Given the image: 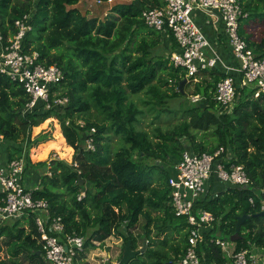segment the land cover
I'll return each instance as SVG.
<instances>
[{
    "label": "trees",
    "instance_id": "obj_1",
    "mask_svg": "<svg viewBox=\"0 0 264 264\" xmlns=\"http://www.w3.org/2000/svg\"><path fill=\"white\" fill-rule=\"evenodd\" d=\"M79 1L0 0L2 33L8 29L14 33L13 21L30 13L33 27L24 38V49L37 51L40 61L57 64L64 72L53 90H61L68 102L44 109L40 101L24 112L28 95L20 84L0 74L3 158L23 156L25 175L31 172V179H35L31 176L35 167L46 169L33 196L48 201L51 216L62 217L64 233L59 239L67 233L81 235L85 248L78 257L83 258L116 236L121 240L120 264H177L188 230L186 219L176 215L169 203L170 172L165 165L176 163L184 150L200 154L223 147L234 163L243 166L250 183L238 186L212 176L208 193L196 200V210H207L214 217L197 246L201 264H228L210 238L216 233L232 235L237 217L244 213L250 217L240 226L235 248L252 250L264 245V215L252 216L264 204V94L252 98L251 89L237 88L233 108L221 110L214 95L217 82L226 74L218 68L203 70L196 81L187 77L185 82H193L190 95L199 94L201 99L193 106H182L177 124L165 131L158 128L151 136L138 127L145 111L130 96L145 95L141 102L159 116L169 111L163 106L168 99L189 95L177 90L186 73L169 62L176 48L173 34L149 27L141 17L143 9L160 6L161 1L116 3L115 15L105 20L82 12ZM242 6L247 16L240 20L239 33L258 57H264V38L252 41L243 27L264 21V0H242ZM164 39L166 56L158 52ZM170 82L173 87L167 89ZM48 118L57 119L61 130V134L56 130L57 138L73 149L72 162L31 161L30 149L52 139L51 131L32 137V128ZM81 119L83 126L77 124ZM90 127L95 128L94 150L84 146ZM51 145L41 144L35 152L40 150L39 156L44 157ZM30 181L25 180L27 186H35ZM81 192L84 196L78 200ZM33 216L21 217L26 226L21 219L0 222V252L5 251L0 264L46 263ZM140 220L144 221L141 232L135 234ZM152 233L153 246L142 251L143 241Z\"/></svg>",
    "mask_w": 264,
    "mask_h": 264
},
{
    "label": "built area",
    "instance_id": "obj_2",
    "mask_svg": "<svg viewBox=\"0 0 264 264\" xmlns=\"http://www.w3.org/2000/svg\"><path fill=\"white\" fill-rule=\"evenodd\" d=\"M114 1L97 0V3L108 4ZM160 1V6L143 9L141 17L149 27L173 34L176 48L169 54V62L184 71L186 78L192 77L196 81L199 72L215 68L226 74L217 82L214 95L221 110L229 111L233 108L239 95L237 88L252 85V98L264 94V57H258L239 33L240 20L247 16L243 12L242 0ZM201 15L212 22L216 34L214 38L219 44H224V52L217 41H211L209 35H206L203 23L198 20ZM31 17L30 13H24L15 19L14 33L8 29L7 34H3L0 29V74L20 84L28 95L29 100L23 112L32 111L40 101L44 109L68 102L61 90H53V86L64 79L62 68L57 64H45L40 61L37 51L24 49V38L33 27ZM199 99V94L190 97L192 102ZM77 124L83 126L84 122L78 120ZM93 133L95 128L90 127L84 140V146L90 150H94ZM3 141L0 135V222L21 219L33 213L38 242L46 261L50 264H73L85 248V239L75 233H67L64 239H59L58 235L64 233L62 217L51 216L48 201L33 196L38 186L29 187L25 183L24 157L9 161L3 158ZM73 165L76 166V163L73 162ZM169 169V203L176 215L186 219L188 230L187 241L177 264H201L197 246L203 239V231L211 227L214 217L207 210H196V200L208 193L212 176L219 182L238 186H247L250 179L243 166L234 163L230 151H225L223 147L212 153L200 154L184 150L181 158ZM82 196L83 192L77 199L80 200ZM249 201L252 203L253 199L249 198ZM210 240L220 247L228 264H264V245L252 250H237L235 242L217 233ZM110 264L120 263L114 260Z\"/></svg>",
    "mask_w": 264,
    "mask_h": 264
},
{
    "label": "rangeland",
    "instance_id": "obj_3",
    "mask_svg": "<svg viewBox=\"0 0 264 264\" xmlns=\"http://www.w3.org/2000/svg\"><path fill=\"white\" fill-rule=\"evenodd\" d=\"M128 1L129 0H115L113 3L98 4L97 0H80L77 6L82 12L87 13L88 16H97L99 19L105 20L110 15H115L113 8L116 3L128 2ZM243 27L245 29L246 35L252 41L258 42L264 38V21L255 20V21L249 22L248 24H244ZM205 33L206 35H208V31L206 27H205ZM164 41L165 39L161 42L158 52L161 55L166 56L168 55V44H166V42ZM200 73L201 72L198 73L197 78H199ZM172 82H170L167 85V89L173 87ZM193 85H194L193 82H190L188 84L185 83L183 85V90L189 95H187L184 98L174 97V98L168 99L163 104V106L169 111L168 112L163 111L159 116H156L152 112L147 111V107L140 100L142 98H146L145 95L138 94L136 96L135 95L130 96V98L133 99L138 104V106L145 111L143 118L141 122L139 123L138 127L140 129L147 131L151 136H153L158 128L165 131L171 128L173 125L177 124L182 119V114L180 112V110L182 109V106L183 107L193 106V102L190 100V97H191L190 93L193 90ZM251 88H252V85H247L245 89H247V92H249ZM45 121H46L45 126H42L41 124ZM45 121H43L40 125H38L37 128H34V127L32 128V137L35 136L40 131H44V132L51 131L52 139L45 143H40L39 145L47 144L48 142H51L52 145L44 157L39 156L40 150H37L35 152L36 148L39 145L31 148L29 151L30 153L29 157L31 161L32 162H38V161H44V160L50 161V159L56 158V159H64L69 163L72 162L73 161L72 159H74L73 149L72 148L68 149L65 140L63 142L60 141L61 137L57 138L56 132L58 131L61 134L60 126L58 124L57 119L48 118ZM113 140H115V138H113ZM34 155H36L37 157H33ZM165 167H166V171L170 170L169 169L170 165L166 164ZM34 169L38 171L37 175L34 174L33 178L35 179H39L42 172L46 170L43 166H37ZM30 174L31 172L26 175L28 179L27 181H30L31 179ZM143 222L144 221L142 220L139 221L136 229L134 230L135 234L141 232V226ZM25 223H26V220L21 219V224L26 226ZM263 225H264V217H263ZM153 238H154V233H152V235L150 236L148 240L143 241V246H142L143 251L146 247L148 248V247L153 246L152 245ZM120 244H121V240L119 238H117L116 236H110L104 241V244H102L101 246L95 249H91L86 254L85 257L83 258L77 257L74 260L73 264H110L112 261L117 260V254H118ZM0 256L2 258L3 256L5 257V251H1Z\"/></svg>",
    "mask_w": 264,
    "mask_h": 264
},
{
    "label": "water",
    "instance_id": "obj_4",
    "mask_svg": "<svg viewBox=\"0 0 264 264\" xmlns=\"http://www.w3.org/2000/svg\"><path fill=\"white\" fill-rule=\"evenodd\" d=\"M186 81H187V78H184L182 81L179 82V84L177 86V90L179 92L185 93L184 90H183V85L185 84ZM82 182H83V180L80 181V183H82ZM263 215H264V209H262V211L260 213L254 214L252 216L253 217H258V216H263ZM249 217H250V215L249 214H245V213L243 215L237 217L235 232L228 237V239L230 241H232V242L236 241V239L239 237V230H240V226H241L242 222L244 220H246L247 218H249ZM142 251H143V249H142ZM45 264H50V263L46 261Z\"/></svg>",
    "mask_w": 264,
    "mask_h": 264
},
{
    "label": "crops",
    "instance_id": "obj_5",
    "mask_svg": "<svg viewBox=\"0 0 264 264\" xmlns=\"http://www.w3.org/2000/svg\"><path fill=\"white\" fill-rule=\"evenodd\" d=\"M198 20H199V22L200 23H203V27H204V29H205V27H206V29H207V31H208V35H209V37H210V40L211 41H217L218 42V40L216 39V38H214V37H216V34H215V32L213 31V25H212V22L208 19V17H206V16H199L198 17ZM206 20H209V22H206ZM218 46H219V48H221V51H223V49L222 48H224V44H222V43H220L219 44V42H218V44H217ZM224 52V51H223ZM48 161V160H47ZM46 161V162H47ZM36 173V175H37V172L38 171H35ZM26 175H27V173H26ZM26 175H25V180L27 181L28 179H27V177H26ZM32 177H34V174H32L31 175ZM37 178H38V176H37ZM32 181H30L31 183H34L35 184V186L37 185L38 186V183H39V179H31ZM28 182V181H27Z\"/></svg>",
    "mask_w": 264,
    "mask_h": 264
}]
</instances>
